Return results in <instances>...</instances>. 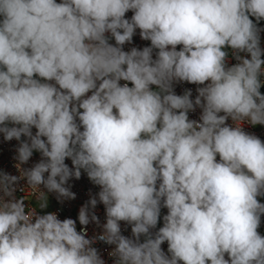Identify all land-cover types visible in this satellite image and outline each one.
<instances>
[{
  "label": "clouds",
  "instance_id": "obj_1",
  "mask_svg": "<svg viewBox=\"0 0 264 264\" xmlns=\"http://www.w3.org/2000/svg\"><path fill=\"white\" fill-rule=\"evenodd\" d=\"M262 89L264 0H0V264H264Z\"/></svg>",
  "mask_w": 264,
  "mask_h": 264
},
{
  "label": "built area",
  "instance_id": "obj_2",
  "mask_svg": "<svg viewBox=\"0 0 264 264\" xmlns=\"http://www.w3.org/2000/svg\"><path fill=\"white\" fill-rule=\"evenodd\" d=\"M59 2V0H58ZM127 17H131L132 13L129 12L126 14ZM114 42V41H113ZM149 44L148 41H144L140 39L139 33L137 32V34L133 37V44L131 45H125V50H128L130 47L132 46H136V47H144L147 46ZM185 88H191L193 90V97L195 96V85H189V84H180L176 86V92L177 94H182L183 90ZM262 91H264V89H262ZM199 114L200 111L199 109H197L196 112L194 113H190V118L192 119H198L199 118ZM247 131L249 132H253L256 135L260 136V138L262 140H264V127L261 126H257V127H247L246 128ZM18 145V142L15 140L12 141H4L3 139V135L0 134V171H5L8 172L12 175H19V172L17 171V168L15 167V164L17 163V161L14 159V156L16 155V146ZM39 154L38 153H34L32 159L29 161L28 165H24L23 167H30L31 164L37 162L39 160ZM66 163L69 164V166H71V161H66ZM69 184L72 186L71 190L73 192L76 193V199L75 200H71V201H65L64 203H58L55 195L54 194H48V197H50L53 202L55 203V207L52 211H56L59 215V218L64 219V218H68L71 217L73 219H75L78 215V211L79 208L81 207L82 204H84L90 196L91 194H95L99 191L98 187L93 185L89 179L87 178L86 174L82 173V176L79 180H75L72 179L69 181ZM25 185L24 181L20 182V186L23 187ZM22 195L24 196V198H32L34 201H37L35 199V195L33 194L32 190L30 189H26ZM31 205L33 206V204L31 203ZM34 207V206H33ZM167 210L166 209H162V215L166 214ZM96 213L99 216L101 222L104 221L105 219V214H104V207L103 205H98L97 209H96ZM158 226H162V220L160 222V225ZM122 228H126V230L124 231L123 234L125 235H130V227H126L124 225H122ZM78 229H79V225H78ZM100 231L99 228H97L94 224H90L88 226V233L89 235H94L96 233H98ZM260 232L262 235H264V223H262ZM104 259L106 260L107 264H111V259L108 257V251L110 250V246L105 245L102 242H98V244L96 245ZM164 250H167V244L165 243L163 246Z\"/></svg>",
  "mask_w": 264,
  "mask_h": 264
},
{
  "label": "rangeland",
  "instance_id": "obj_3",
  "mask_svg": "<svg viewBox=\"0 0 264 264\" xmlns=\"http://www.w3.org/2000/svg\"><path fill=\"white\" fill-rule=\"evenodd\" d=\"M25 199L30 203H32L34 207H38V201H34L32 198H25ZM48 200H49V207L45 211H52L55 207V203L50 197H48Z\"/></svg>",
  "mask_w": 264,
  "mask_h": 264
}]
</instances>
